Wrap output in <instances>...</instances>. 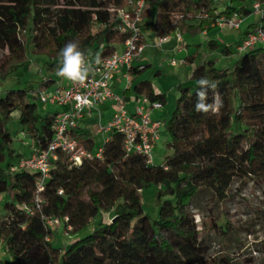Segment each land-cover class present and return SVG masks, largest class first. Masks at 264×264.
Returning <instances> with one entry per match:
<instances>
[{
	"label": "trees",
	"instance_id": "16d2710c",
	"mask_svg": "<svg viewBox=\"0 0 264 264\" xmlns=\"http://www.w3.org/2000/svg\"><path fill=\"white\" fill-rule=\"evenodd\" d=\"M221 1L160 0L146 5L141 34L146 18L154 27V37L160 38L175 30L192 36L209 32L220 17L251 14L248 0H228L220 10ZM258 1L264 10V0ZM47 2L56 8L45 7ZM124 6L125 0H0V81L27 63L29 50L45 59V71L56 76L58 52L71 40L80 41L86 56H110L127 39L117 32V16L111 11ZM258 23L264 29V16ZM149 68L129 69L133 82L125 94L144 96L163 106L165 96L149 80L135 82ZM53 77L35 85L9 87L0 96V195L6 197L7 213L0 219V243L9 256L7 263L0 264H233L227 255L205 257L187 207L200 188L223 200L235 178L264 176V46L242 53L230 68L217 69L212 61L204 62L193 69L190 86H177L176 105L162 127L172 154L161 165L127 153L116 132L94 150L95 121L72 129L79 146L93 154L101 149V157L75 167L57 152L37 208L39 176L12 163L19 156L6 124L17 111L25 133L36 147L46 149L58 112L42 117L34 93L56 82ZM200 77L218 86L215 92L222 107L215 114L194 110ZM213 96L209 90L208 103ZM170 185L173 200H159ZM148 187H159L155 218L143 211L141 192ZM107 211L113 212L110 223L101 218L87 235L63 250L53 246L54 230L46 227L45 218L60 219L63 231L70 227L68 232L74 235Z\"/></svg>",
	"mask_w": 264,
	"mask_h": 264
},
{
	"label": "rangeland",
	"instance_id": "374dc122",
	"mask_svg": "<svg viewBox=\"0 0 264 264\" xmlns=\"http://www.w3.org/2000/svg\"><path fill=\"white\" fill-rule=\"evenodd\" d=\"M256 1L258 0H248L246 6L252 8L251 5ZM44 6H48L50 10L56 8L50 2H47ZM225 6L226 3L224 2L217 5L220 10L224 9ZM257 20L259 22L258 18ZM258 22L256 25L259 24ZM142 29L147 49L141 55L142 59L140 61L141 63L150 64V68L142 75V78L149 80L156 92L165 95V104L156 111L159 114V117L156 119L163 123L164 120L167 121L170 118L179 95L174 72L168 65V62L172 58L169 61H165L161 53L150 47L154 39V27L152 25L147 22ZM193 37H195L197 44H201L192 47V51L197 53L199 57H202L204 53H208L210 50L208 43L203 42L208 37H213L220 44V47L227 45L231 49V52L234 53L231 59L220 58L218 55L214 56L218 58V63L214 62V66L217 69L230 68L237 60L236 54H242L237 51L236 45L240 44V37L238 32L234 30L223 28L220 31L213 32L209 36H203L201 33L193 36L182 33V39L186 40ZM24 38V40H27L25 36ZM117 49H119L118 46ZM219 52H221V49H219ZM182 57L180 56V58ZM180 58L174 59L179 60ZM26 60L27 63L16 73L12 74L9 79L0 81V96H3L9 87L18 88L27 84L35 85L40 80L47 81L53 77L51 73L45 71V59L32 54L29 50ZM53 78L60 83L63 82L64 85L68 81L57 75H54ZM190 83L188 82L186 85L190 86ZM49 87L51 86H43L34 95L38 96L40 91L48 90ZM121 91L122 88L118 87L117 92L120 94ZM127 107L131 112L135 110L132 104H128ZM37 109L42 117H46L55 112H61L63 107L47 106L37 102ZM14 113L17 115H14ZM151 118L155 119L152 114ZM105 123L103 121V124ZM6 126L12 136V148L19 156L18 161L28 157V148L31 149L34 140L30 135L25 133V130L18 123L17 111L11 114ZM106 137V135L101 134L95 135L94 150L103 145ZM167 142L168 138L161 128L159 140L151 151V163L153 165H161L166 157L172 154V150L167 147ZM18 161L16 158L12 159L14 165ZM159 187L163 188L162 185ZM159 187H148L141 192L143 211L152 218L157 217V204L160 201H155L154 197ZM173 189L174 186L170 185L166 189L165 195H162L159 200H173ZM5 201L6 197L0 195V219H4L7 216L6 211L3 209ZM187 210L193 218L198 239L205 248V257L207 259L227 255L232 259L233 264H264V176L235 178L223 200L216 198L210 190L200 188L188 205ZM101 215L99 214L95 219L91 220L90 225L85 230L74 235L63 231L62 225L59 230L54 231L53 246L63 250L76 239L87 235L98 224L101 218H104V223L112 221V211L102 212ZM8 260L9 256L6 253V249L0 243V261L7 263Z\"/></svg>",
	"mask_w": 264,
	"mask_h": 264
},
{
	"label": "built area",
	"instance_id": "2783aa9c",
	"mask_svg": "<svg viewBox=\"0 0 264 264\" xmlns=\"http://www.w3.org/2000/svg\"><path fill=\"white\" fill-rule=\"evenodd\" d=\"M151 0H125V6L111 9L116 16L118 23L116 30L120 34H126L127 39L121 45V50H116L110 56L102 57L103 63L94 64L95 56H86L87 60L93 62L95 71L90 74L89 79L83 84H73L67 81L64 85L58 81L54 82L52 90H43L38 94V100L42 105L47 106H64L66 109L57 113L52 126V137L46 149L34 147L30 156L18 161V170L36 172L39 181L36 185V203L39 208L41 199L39 193L43 190V182L47 179L50 170L51 160H55L56 153L60 152L67 156L71 165L79 167L83 160H92L101 157V149L96 153L87 151L84 147L79 146L70 131L76 129L78 124L90 117L94 112L97 113L96 124L97 133L108 136L112 132L120 134L123 148L127 153H137L142 155L147 163H151V151L155 147L160 137V129L163 124L159 120H153L151 113L159 110L162 105L158 101H150L144 96H134L131 101L135 110L133 112L126 109V100L123 96L113 92L111 82L114 75L122 68H126L125 78L127 83L130 80L129 69L138 67L142 69V64L134 66L139 61L140 55L144 50L142 43V34L140 24L145 6ZM251 14L258 18L264 16L259 1L252 4ZM241 17L234 15L230 19L225 17L218 18L214 25L217 27L227 26L229 28H239ZM177 49L182 42V33L176 31L175 34ZM169 37L163 36L157 38V46L167 42ZM264 46V29L260 24L249 31L240 44L237 46L239 53H244L256 47ZM169 64L176 66L179 61L172 59ZM52 84V85H53ZM129 89L126 87V90ZM106 102H111L112 115L110 119L103 124L99 113V107ZM107 139V137H106ZM106 141V140H105ZM47 228L57 231L62 226V221L55 217L45 218ZM67 222V218L63 219ZM70 231V227L66 228Z\"/></svg>",
	"mask_w": 264,
	"mask_h": 264
},
{
	"label": "crops",
	"instance_id": "0c3cea01",
	"mask_svg": "<svg viewBox=\"0 0 264 264\" xmlns=\"http://www.w3.org/2000/svg\"><path fill=\"white\" fill-rule=\"evenodd\" d=\"M159 1L160 0H151L147 5H149L151 3H154V2H159ZM221 2H224V3L227 4V0H222ZM149 21H150V18H146V19L143 20L144 23L149 22ZM240 21H241L240 26L237 29L229 28L227 26H224V27L214 26V29H212L211 31L202 32L201 34L203 36H209L210 34H212L215 31H220L223 28H228L230 30H234V31L238 32L239 37H240V42H241V40L244 38V36L249 31H251L253 29V26L258 22V20L256 19L255 16L248 15L246 17H242ZM176 31H179V30H175L172 33H170L169 35H167L169 37V40L167 42H164L160 46L156 45L157 38L154 37V39L152 41V45L150 46L152 49L157 50L159 53H161V55L163 57V60H165V61H169L170 58L174 59V58H180V56H183L182 58L177 60V61L180 62V64H178L176 66H171L169 64V62L172 59L168 62L169 67L174 72V76H175L174 78L176 79L175 80L176 86H179V85H181V86H189V85H186V84L188 82H191L190 81V76H191V73H192L193 69L196 66H199V65H201V64H203L204 62H207V61H212L213 63L214 62L218 63V58H215L214 56L218 55V57H220V58L231 59L233 54H234V53L231 52V49H229V47L227 45H225L224 47H220V44L216 40H214L213 37H208L205 41H203L205 43H208V47H209L210 50H209L208 53H204V55L202 57H199L197 53H194L192 51V47L194 45H201L199 43L198 44L196 43L195 37L187 38L186 40L183 38L182 42L179 44L178 49H177V44H176L177 42H176V39H175ZM181 33H184V32H181ZM142 43L144 45V50L141 53V55L147 49L145 47L146 46L145 45L146 42H145V39L143 38V35H142ZM236 46H238V44ZM118 47H119V49H117V50L120 51L122 46L120 45ZM219 49H221L222 53L219 52ZM141 55H140L139 61L134 63V66H136L138 64L149 65L150 66L149 63L148 64L145 63V62L141 63V61H140L142 59ZM239 57H240V54L239 55L236 54V58L238 59ZM226 68H229V67H226ZM126 71H127L126 68H122L120 71H118L114 75V79L111 82V87H112V90H113V92L115 94L123 96L125 98V100H126V109L128 111H130L127 106H128V104H132V106H133V103H132L131 99L134 97V95H130L129 97H127L125 92L127 90H130V88L132 87V82L133 81H132V78L130 77L129 82L127 83L126 78L124 77L125 74H126ZM140 80H143L142 76L139 77L135 82L140 81ZM61 82H62V80H61ZM118 87L122 88V91H121L120 94L117 92V88ZM126 87H128L129 89L126 90ZM51 90H52V85H51V87H49L48 91H51ZM157 93H159V92H157ZM159 94H163V93H159ZM61 107H63L62 111H64L66 109L64 106H61ZM98 109H99V113H100V116H101V122L102 123H103V121L107 122L110 119L111 115H112L111 102H106L104 105H102ZM151 114H152V116H154V118H155L154 120H157L156 118L159 117V114L157 112H152ZM96 116H97V113L94 112L90 117L85 118V120L80 122L78 124V126L83 128L88 122L96 121ZM160 131H161V129H160ZM96 134H98V133H96ZM28 139H29V137H28ZM94 144H95V138H94ZM31 146H32L31 149H33L35 147V144H32ZM93 148H95V146ZM31 149L28 148V156H30V154H31Z\"/></svg>",
	"mask_w": 264,
	"mask_h": 264
},
{
	"label": "clouds",
	"instance_id": "9594fccd",
	"mask_svg": "<svg viewBox=\"0 0 264 264\" xmlns=\"http://www.w3.org/2000/svg\"><path fill=\"white\" fill-rule=\"evenodd\" d=\"M60 63L56 68V75L63 77L73 84H83L88 79L91 73L95 71L93 62L87 60L85 51L81 49L79 40H71L67 42L58 52ZM103 63L99 53L94 58V64L100 65ZM199 90L196 92L197 101L194 105L196 112L202 113H217L222 107V100L215 90L217 89L216 82L209 80L206 77H200L197 80ZM213 90L214 96L212 103H208V91ZM14 115H17L14 113Z\"/></svg>",
	"mask_w": 264,
	"mask_h": 264
}]
</instances>
